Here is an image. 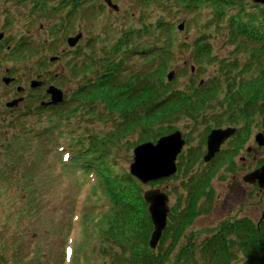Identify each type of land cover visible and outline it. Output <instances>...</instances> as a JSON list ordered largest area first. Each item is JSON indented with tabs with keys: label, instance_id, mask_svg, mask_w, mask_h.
<instances>
[{
	"label": "rangeland",
	"instance_id": "374dc122",
	"mask_svg": "<svg viewBox=\"0 0 264 264\" xmlns=\"http://www.w3.org/2000/svg\"><path fill=\"white\" fill-rule=\"evenodd\" d=\"M34 1L36 2V0H0V32L5 34L0 40V114H2L0 115V253L13 259L8 260L9 264H107L109 258L104 255L102 248L113 246L115 251H121L118 244H111L113 240L103 235L113 219L110 215L112 208L108 212L104 211L108 203L110 205L109 196H104L102 200L96 199L98 192L94 191V182L79 181V179H85L92 167L96 168L94 173H97V167H100L103 161L107 169L115 175L128 174L127 180L132 177L130 183H137L135 190L138 189L142 197L146 190L165 191L169 195L168 205L171 207L167 215V223L173 222V216L179 212L175 207L179 204L180 196L187 192L185 181L189 179V174H186L185 167L191 166L190 161L185 165L184 170L175 175L145 184L130 173V165L135 156L134 147L144 141L156 142L161 136L174 129H180L188 139L183 157L190 153L189 149L202 147L212 128L227 127L228 124L234 123L219 99L223 92L219 91L215 101L210 102L211 105L207 103L197 114L192 116L189 113L177 112L171 120L154 124L152 126L154 128L138 127L134 131L126 132L125 125L128 120L126 116L132 114L129 119L132 120L134 116L143 113L144 109H133L120 114L115 100L109 102L110 106H107L109 104L100 99L92 103L82 101L76 106L77 111L71 110L68 115L64 114L62 106L57 108L53 114L54 118L50 119L46 127L45 115H52L53 111L45 108L38 115L30 114V106L38 98L37 91L30 92L31 80H44V86L38 87L42 88V94H39L40 101L49 99L50 95L46 93V88L52 82L66 95L71 96L78 89L81 80L77 77L72 78L71 75L67 78L68 65L74 59L79 60L78 56L83 57L80 53H87L92 49L89 47L85 51V46H90L92 43V30L101 37H106V40L102 38L101 46H110L111 42L114 43L132 25L139 27L141 17L148 11V21L155 25H159L158 22L162 18L171 21L176 27L178 23L185 21L182 29L175 28V41L177 43L186 41L190 44H185L183 47L176 46L175 53L170 58L162 60L163 63L166 62L163 79L168 92L172 89L187 91L192 85L197 86L200 79H203L202 85L207 88L206 85L215 79L220 83L219 76L216 77V66L213 64H204L207 69H200L202 64L194 58V41L199 36L207 34L212 47L211 54L218 58L229 56L234 47L227 41L229 22L227 19V24L224 20L215 21L209 26V12L212 11L208 6L209 3L200 10L181 8L171 12L173 8H178L172 4L175 0H158L150 3L140 0H111L117 8L109 5L107 0H86L81 5V11L76 13L77 17H72L68 33L71 37L76 35L83 37L78 40L81 49L71 46L67 41L62 42L59 47L58 38L55 36L48 38L49 27L52 26L54 19L49 16L36 17L35 13L41 8H36ZM57 1L61 0H54ZM244 2L248 12L259 9L260 4L253 0H244ZM93 3L98 4L99 8L91 7ZM83 8L87 10L85 14ZM68 9L63 8L57 13V17ZM235 12L236 10L229 9L230 14ZM10 16L13 20L7 22L6 19ZM21 40H31V47L37 46V48L31 49V53L26 54L25 51L18 58L13 56L12 60L10 52L16 49ZM153 41L155 38L150 36L142 37L139 44L151 45L154 44ZM78 49L80 51H77ZM97 51L100 52V49ZM140 54L129 60V69L125 71L121 68L124 81H127L129 75L139 74L150 68V64L147 63L149 56ZM51 56L54 58L50 61ZM242 58L245 60L246 56ZM41 66L44 70L40 68ZM43 71L45 73L50 71L51 76L49 74L38 76ZM171 72H174V75L168 80L167 74ZM3 76L15 79L9 80L10 85H5L2 81ZM19 81L23 87L22 95L25 100L15 108V112L20 113L21 118L27 116L26 122H29L32 130H46L43 134L32 136L27 131L21 137L12 136L14 131L19 130L21 120L19 119L18 122L5 120L12 115L3 113V110L6 102L15 96L16 84H19L17 83ZM144 81L137 82L138 85L129 82L132 83L133 88H139ZM220 85L224 86L222 83ZM27 92L28 97H26ZM57 102L60 103V98ZM70 104L72 103H65L64 108L65 106L69 109L75 108L76 103ZM111 104L118 111L110 109ZM263 110L264 107L255 111L250 117V125L244 133L248 138L232 159L228 158L230 141L222 147L226 150L219 153L213 161L207 162V165L201 157L196 158L193 171H203V175L215 166H219L211 180L210 188L208 187V192L200 197L201 212L187 230V239L191 244L199 245L208 235L222 227L221 224L225 221L249 217L257 224L261 219L264 212V190L244 182L242 176L264 161V146L259 147L254 139L255 135L264 128ZM63 122L66 125L64 130L70 133L64 135L68 143H61V146L66 147L56 151L58 145L56 139L61 135L57 130ZM15 123L18 126L13 127ZM236 124L240 127L243 123ZM92 136L98 145V151L90 155L91 160L85 153L77 156L84 149L91 147L89 142H92ZM79 137L82 138L84 148L77 144ZM100 139L106 142L103 143L101 140L102 144H100ZM7 141L8 147H2L3 142L7 143ZM248 146L255 147L258 151L249 154L246 150ZM3 148L6 149L5 153H2ZM64 151L73 152L67 164L62 159ZM102 151L105 156H100ZM225 155L226 158L220 162L219 160ZM183 157H179L178 161L182 162ZM89 164L93 166L90 167ZM74 167L77 168V176L70 173ZM127 185L124 188H127ZM84 186L87 194L83 196L81 203L80 196L83 194L81 187ZM107 215L111 216L110 220ZM170 235L162 236L158 245L170 249L172 241ZM234 236L235 233H232L231 238ZM185 240L186 238L182 239L181 243ZM68 245L69 248H65ZM233 249L237 251L235 264H242L243 254L237 248ZM0 264L6 262L2 263L0 259Z\"/></svg>",
	"mask_w": 264,
	"mask_h": 264
},
{
	"label": "trees",
	"instance_id": "16d2710c",
	"mask_svg": "<svg viewBox=\"0 0 264 264\" xmlns=\"http://www.w3.org/2000/svg\"><path fill=\"white\" fill-rule=\"evenodd\" d=\"M85 1L36 0V2L34 1L35 7L41 8L36 12V17L50 16L63 8H69L66 13H63V19H70L78 11H81V5ZM140 1L150 3L158 0ZM208 3L212 9L209 12L208 25L212 26L215 21L223 20L227 24V19L230 26L227 41L234 47L229 56L216 59L211 55L212 49L207 34H203L194 41V58L202 64L200 69H207L204 64L215 65L216 77L219 76L223 87L215 79L206 85L207 88L205 85L198 84L197 86L192 85L187 91L172 89L168 92L163 79L166 62L163 63L162 60L170 58L174 54L172 35L176 32V26L163 18L158 22L159 25L140 21L139 27L132 25L114 43L111 42L110 46L102 45L104 48L100 43L102 38L106 40V37L92 32V43L90 46H85V51L88 47L92 49H89L87 53H80L83 55L82 59L78 56L79 60L74 59L68 65L67 78H69L68 75H71L72 78L77 77L81 80V84L71 96L65 97L66 104L68 102L76 103L75 108H64V111L66 113H70L71 110L76 112V106H79L82 101L92 103L97 99L105 101L106 104H109L107 106H110L109 102L115 100L120 114L133 109H144L143 113L137 116L133 115L132 120H129L132 114L125 115L128 118L125 131L130 132L138 127L154 128L152 127L154 124L171 120L174 113L177 112H185L193 116L204 109L207 103L215 101L219 91H222V97L219 99L223 102L225 111L231 117L232 122H242V128L245 127L250 122L252 114L264 107V7L248 12L244 0H175L172 4L178 8H173L171 12L181 8L200 10ZM91 7L95 8L94 5ZM229 9H234L236 12L230 14ZM82 10L84 14L87 12L85 8ZM12 20L11 17L6 19L7 22H12ZM68 27L69 23L67 22L63 28ZM56 28L54 24L49 27V39L54 36L57 38ZM149 36L155 38L152 47L155 52L147 58L150 68L139 74L129 75L127 81H124L121 68L125 71L130 68L128 59L134 52H137L139 40ZM59 38L58 40H60ZM58 40L57 43L60 47L65 39L60 42ZM185 44H182V47ZM31 45L32 41L21 40L16 49L11 50V58L13 56L18 58L25 51L26 54L31 53V49L37 48V46L31 47ZM39 46L40 44H38ZM76 48L81 49L80 43ZM54 49L59 50L57 47ZM79 49L77 51H80ZM97 49H100V52ZM146 51L144 50V52ZM243 56H246L245 60H243ZM40 68L44 70L42 66ZM42 74L51 76L50 71L40 72L38 76ZM129 81L135 85L142 81L144 83L139 88H133ZM52 84L54 83L52 82ZM128 94L133 96L130 97ZM145 105L150 106L144 108ZM110 109L117 110L112 104ZM95 137L97 138V136ZM93 139L94 136H92V142H89L91 147L85 149V152L98 151V145ZM101 140L103 143L106 142V140L100 139V144H102ZM244 143L245 136L242 135L237 143L232 144L228 158L232 159ZM78 144L84 145L82 138H79ZM102 155L105 156L103 151ZM185 158L187 160H184ZM183 160V165L189 161L191 163V166L185 167L186 174H189V179L185 182L187 193L183 200L180 196V205L177 204L175 207L179 212L173 216V222H168L163 234V236L171 234L170 249L164 248L161 244L155 250L151 248L149 241L153 227L148 205L138 189L135 190L137 183H130L133 178L129 177L127 180L128 174L115 175L106 166L104 167L103 174L99 175L100 184L104 186V192L112 202L110 215L113 216V219L103 235L109 240H113L111 244H118L121 248V251L118 252L113 249V246L102 248L104 255L109 258L107 264H235L237 251L233 248H237L243 254L242 264H264V221L259 227L248 218L225 221L221 224L222 227H219V232L203 239L199 245L190 243V240L187 239V230L201 212L200 197L208 192L211 180L219 165L203 175V171L191 172V167L196 161L192 151L184 156ZM126 185L127 188H124ZM110 215H107L108 220L111 219ZM232 233H235L233 238H231ZM185 238V242L181 243Z\"/></svg>",
	"mask_w": 264,
	"mask_h": 264
},
{
	"label": "water",
	"instance_id": "95a60500",
	"mask_svg": "<svg viewBox=\"0 0 264 264\" xmlns=\"http://www.w3.org/2000/svg\"><path fill=\"white\" fill-rule=\"evenodd\" d=\"M263 3L264 0H255ZM109 5H113L111 0H107ZM182 23L180 28H183ZM2 36V35H0ZM81 35L69 38L70 45H75ZM173 72L169 74V79L172 78ZM8 80V79H7ZM49 92L52 93L55 102L62 100L63 91L56 86H50ZM236 128H216L213 129L208 137V152L205 155V161H210L219 151L221 144L229 138ZM257 141L260 145H264V132L257 134ZM185 139L180 130L162 136L156 143L147 141L135 147L134 162L131 164V173L138 177L143 183L155 181L161 178L170 177L177 172V156L182 151L185 144ZM247 182H258L261 187H264V164L244 176ZM144 198L149 204L148 210L151 213L154 230L149 241L150 246L154 249L157 247L159 240L162 237L163 230L167 225V215L169 212V197L165 192L160 190H147L144 193ZM264 218V214H263Z\"/></svg>",
	"mask_w": 264,
	"mask_h": 264
},
{
	"label": "bare ground",
	"instance_id": "6f19581e",
	"mask_svg": "<svg viewBox=\"0 0 264 264\" xmlns=\"http://www.w3.org/2000/svg\"><path fill=\"white\" fill-rule=\"evenodd\" d=\"M17 83H19V84H18V87L21 88L20 81L17 82ZM48 86H54V85H53V84H50V85H48ZM28 95H29V93L27 92V96H26V97H28ZM40 106H45V105H44L43 103H41ZM34 107H35V106H34L33 104H31L30 108L32 109V108H34ZM148 212H149V211H148ZM149 215H150V218H152L150 212H149ZM152 225H153V229H154V224L152 223Z\"/></svg>",
	"mask_w": 264,
	"mask_h": 264
},
{
	"label": "flooded vegetation",
	"instance_id": "af4514ba",
	"mask_svg": "<svg viewBox=\"0 0 264 264\" xmlns=\"http://www.w3.org/2000/svg\"><path fill=\"white\" fill-rule=\"evenodd\" d=\"M258 150L256 149V148H253V147H249L248 146V148H247V152H254V153H256ZM243 158H245V157H243ZM253 186H256V187H258V184L257 183H255V184H252ZM260 221V220H259ZM258 221V222H259Z\"/></svg>",
	"mask_w": 264,
	"mask_h": 264
}]
</instances>
